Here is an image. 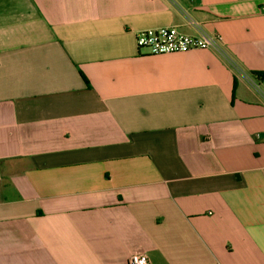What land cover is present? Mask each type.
<instances>
[{
  "label": "crops",
  "instance_id": "1",
  "mask_svg": "<svg viewBox=\"0 0 264 264\" xmlns=\"http://www.w3.org/2000/svg\"><path fill=\"white\" fill-rule=\"evenodd\" d=\"M135 253L264 264V0H0V264Z\"/></svg>",
  "mask_w": 264,
  "mask_h": 264
},
{
  "label": "built area",
  "instance_id": "2",
  "mask_svg": "<svg viewBox=\"0 0 264 264\" xmlns=\"http://www.w3.org/2000/svg\"><path fill=\"white\" fill-rule=\"evenodd\" d=\"M188 23L199 27V23L184 12ZM220 36L211 37L201 35L194 37L181 32L177 27H163L157 29L142 30L136 35V43L139 49L148 50L152 55L187 53L192 50H206L216 48ZM129 264H152L146 253H135L129 259Z\"/></svg>",
  "mask_w": 264,
  "mask_h": 264
}]
</instances>
